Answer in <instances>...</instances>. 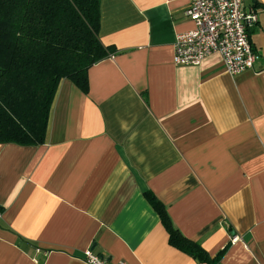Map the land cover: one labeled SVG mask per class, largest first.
Wrapping results in <instances>:
<instances>
[{"label": "crops", "instance_id": "obj_1", "mask_svg": "<svg viewBox=\"0 0 264 264\" xmlns=\"http://www.w3.org/2000/svg\"><path fill=\"white\" fill-rule=\"evenodd\" d=\"M187 0H100L114 48L63 79L43 145L0 144V264H204L169 243L175 227L220 264H264V0H245L258 59L231 76L215 53L177 66L194 28Z\"/></svg>", "mask_w": 264, "mask_h": 264}, {"label": "trees", "instance_id": "obj_2", "mask_svg": "<svg viewBox=\"0 0 264 264\" xmlns=\"http://www.w3.org/2000/svg\"><path fill=\"white\" fill-rule=\"evenodd\" d=\"M100 0H0V144L43 145L60 82L88 93L89 69L114 48L99 38ZM146 198L172 247L204 264H220L173 224L165 206Z\"/></svg>", "mask_w": 264, "mask_h": 264}, {"label": "built area", "instance_id": "obj_3", "mask_svg": "<svg viewBox=\"0 0 264 264\" xmlns=\"http://www.w3.org/2000/svg\"><path fill=\"white\" fill-rule=\"evenodd\" d=\"M186 15L194 28L177 36L174 63L199 66L212 54H219L224 71L240 75L252 70L258 59L248 29L257 23L254 13H247L245 0H187ZM86 264H113L92 251L85 253ZM116 264H127L119 262Z\"/></svg>", "mask_w": 264, "mask_h": 264}]
</instances>
